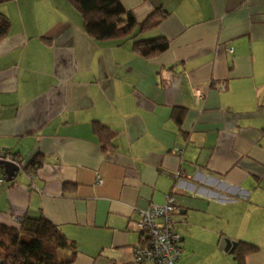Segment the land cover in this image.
<instances>
[{
    "label": "crops",
    "instance_id": "obj_1",
    "mask_svg": "<svg viewBox=\"0 0 264 264\" xmlns=\"http://www.w3.org/2000/svg\"><path fill=\"white\" fill-rule=\"evenodd\" d=\"M120 2L138 22L165 11L137 35L164 51L88 36L70 0L0 3V151L24 162L0 223L43 215L71 264H138L137 209L171 192L176 264H264V0Z\"/></svg>",
    "mask_w": 264,
    "mask_h": 264
},
{
    "label": "trees",
    "instance_id": "obj_2",
    "mask_svg": "<svg viewBox=\"0 0 264 264\" xmlns=\"http://www.w3.org/2000/svg\"><path fill=\"white\" fill-rule=\"evenodd\" d=\"M4 1L9 0H0V3ZM70 1L81 13L85 33L96 40L132 38L135 51L145 57L168 47V40L163 36L137 38L139 33L158 23L165 15L164 10L156 9L138 22L120 0ZM9 26L8 17L0 11V40L8 32ZM93 130L107 139L112 135L106 126L99 123L94 124ZM12 155L22 162L17 155ZM0 169V173L5 174L2 165ZM242 244L246 245L241 246L244 251L255 249L253 244ZM66 247H69V240L64 233L43 215H25L17 220L16 225L0 223V264H71L75 251L62 253Z\"/></svg>",
    "mask_w": 264,
    "mask_h": 264
},
{
    "label": "built area",
    "instance_id": "obj_3",
    "mask_svg": "<svg viewBox=\"0 0 264 264\" xmlns=\"http://www.w3.org/2000/svg\"><path fill=\"white\" fill-rule=\"evenodd\" d=\"M198 101L203 93L195 92ZM9 161L21 166L11 153L0 151V161ZM1 170V169H0ZM97 177V182L101 179ZM5 178L0 173V182ZM176 202L173 194L166 195L163 204L151 203L146 208L137 209V217L132 220V227L139 233L142 245L134 246V261L138 264H176L180 252V234L175 228Z\"/></svg>",
    "mask_w": 264,
    "mask_h": 264
},
{
    "label": "water",
    "instance_id": "obj_4",
    "mask_svg": "<svg viewBox=\"0 0 264 264\" xmlns=\"http://www.w3.org/2000/svg\"><path fill=\"white\" fill-rule=\"evenodd\" d=\"M0 165H2L3 170L6 174V180H11L13 177L16 176L18 171L21 170V168H22L19 165H16L12 162L4 161V160L0 161ZM235 245H236V243L232 240H229V239H225V240H222L220 242V247H222L224 250H227L230 252L233 250Z\"/></svg>",
    "mask_w": 264,
    "mask_h": 264
},
{
    "label": "rangeland",
    "instance_id": "obj_5",
    "mask_svg": "<svg viewBox=\"0 0 264 264\" xmlns=\"http://www.w3.org/2000/svg\"><path fill=\"white\" fill-rule=\"evenodd\" d=\"M60 251V250H59Z\"/></svg>",
    "mask_w": 264,
    "mask_h": 264
}]
</instances>
